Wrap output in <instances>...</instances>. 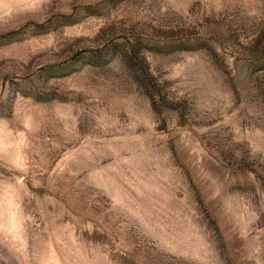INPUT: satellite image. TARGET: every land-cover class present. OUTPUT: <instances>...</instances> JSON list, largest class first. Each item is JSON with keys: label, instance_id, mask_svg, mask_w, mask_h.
I'll return each instance as SVG.
<instances>
[{"label": "rangeland", "instance_id": "rangeland-1", "mask_svg": "<svg viewBox=\"0 0 264 264\" xmlns=\"http://www.w3.org/2000/svg\"><path fill=\"white\" fill-rule=\"evenodd\" d=\"M0 264H264V0H0Z\"/></svg>", "mask_w": 264, "mask_h": 264}]
</instances>
